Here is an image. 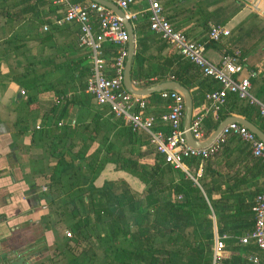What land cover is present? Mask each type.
I'll list each match as a JSON object with an SVG mask.
<instances>
[{"label": "trees", "instance_id": "16d2710c", "mask_svg": "<svg viewBox=\"0 0 264 264\" xmlns=\"http://www.w3.org/2000/svg\"><path fill=\"white\" fill-rule=\"evenodd\" d=\"M57 9L50 0H35L32 20L0 41L2 54H14L3 63L6 76L24 91L12 123L14 135L29 132V146L38 154L23 177L37 199L52 206L49 213L56 219L49 218L51 226L65 222L71 233L58 236L49 264H212L216 238L223 243L217 264H256L250 259L254 256L262 261L254 240L243 243L241 238L254 230L252 206L264 188V163L234 134L202 161L186 159L187 171L166 163L146 131H133L86 92L87 50L79 42L77 24H56L62 15ZM24 12L22 7L18 19ZM258 20L257 13L249 14L223 38L230 53L238 49L246 56L264 40ZM132 28L131 80L137 88L155 84L147 81L152 76L176 80L198 106L205 103L206 92L220 87L151 30L147 15L132 21ZM256 28L260 35L249 42ZM219 42L207 37L205 48ZM103 49L116 55L112 43ZM247 65L251 93L264 102V60ZM42 96L51 97L45 108ZM144 98L147 107L165 104L158 93ZM230 115L242 116L264 132L257 105L227 92L217 116L204 119L205 134ZM155 128L169 132L164 124ZM109 166L128 179H101Z\"/></svg>", "mask_w": 264, "mask_h": 264}, {"label": "built area", "instance_id": "2783aa9c", "mask_svg": "<svg viewBox=\"0 0 264 264\" xmlns=\"http://www.w3.org/2000/svg\"><path fill=\"white\" fill-rule=\"evenodd\" d=\"M62 11V16L56 24L75 23L78 25L79 42L88 53L90 75L87 79L86 92L92 95L97 105H107L116 117L124 119L133 131H146L150 136V143L161 154L164 161L173 168L186 170L185 161L197 158L200 161L216 153L226 137L234 134L246 142L254 157L264 163V142L247 126L238 122L226 124L219 135L207 146L194 147L188 144L184 136L183 118L185 99L183 93L174 89H164L158 92L160 99L166 101V110L153 114L147 112L144 96L127 91L123 85V70L127 55L128 33L121 18L106 5L94 0H50ZM115 3L130 22L139 16L147 15L149 27L161 38L167 41L174 51L197 65L202 73L219 83L218 89L205 93V106L192 118L189 131L196 141H204L203 121L208 115L217 116L218 110L225 102L227 92H233L238 97L257 105L259 113L264 117V102L251 93V73L247 70V58L238 49L230 53L227 47L223 50L217 63H210L204 56L205 43L188 38L184 33L176 30L166 18L160 0H141L146 6L139 13L129 11V6L136 0H108ZM97 23L95 31L93 23ZM47 29V26H44ZM230 35V30L223 24H210L207 37L218 42ZM116 45V55L107 59L103 44ZM110 69L109 74L106 69ZM148 82L159 83L156 76L147 79ZM134 85V83H133ZM135 86V85H134ZM136 87V86H135ZM24 94V91H20ZM74 121L72 122V124ZM158 124L167 125L168 134L156 129ZM39 122L35 127H38ZM44 190L45 187H42ZM252 211L255 214V226L252 233L241 238L246 243L253 239L263 253V260L257 257L250 259L256 264H264V188L254 198ZM70 237L71 233L65 230ZM223 243L215 239L213 248V263L223 255Z\"/></svg>", "mask_w": 264, "mask_h": 264}, {"label": "crops", "instance_id": "0c3cea01", "mask_svg": "<svg viewBox=\"0 0 264 264\" xmlns=\"http://www.w3.org/2000/svg\"><path fill=\"white\" fill-rule=\"evenodd\" d=\"M34 2L35 0H0V41L15 34L18 25H27L32 20ZM160 2L172 26L198 42L206 40L210 24H223L231 33L249 14L255 12L264 16V0H160ZM145 6V2L136 0L129 6V11L139 13ZM22 7L25 8V12L18 19V11ZM57 11L62 14L60 9ZM11 26L14 28H10ZM93 26L96 31L98 27L95 21ZM225 42L223 39L205 48L204 56L210 63L218 62L223 50L229 45V43L223 45ZM126 46L128 48V43ZM104 51L107 59L113 57ZM13 56V53L2 54L0 49V264H49L54 260L51 259L49 262V258L53 257L55 241L61 232L56 225L51 226L49 223L52 214L49 213L47 203L37 199V193L29 190L23 177V174L29 171L31 159L36 158L38 154L29 146V132L20 137L14 135L12 123L18 115L17 108L23 95L20 93L21 88L6 76L7 68L3 64L12 60ZM245 57L248 64V55ZM106 70L111 73L110 69ZM50 99L51 97L42 96L43 108L48 106L46 101ZM145 100L147 103V98ZM204 106L205 103L198 106L193 104L192 117ZM165 110L166 101L164 105L152 103L147 107V112L153 114ZM38 122L39 118L35 120V124ZM187 169L186 165L185 171ZM197 171L200 174V167Z\"/></svg>", "mask_w": 264, "mask_h": 264}, {"label": "water", "instance_id": "95a60500", "mask_svg": "<svg viewBox=\"0 0 264 264\" xmlns=\"http://www.w3.org/2000/svg\"><path fill=\"white\" fill-rule=\"evenodd\" d=\"M94 1L99 2L103 5H106L112 11H114L121 18L127 30L128 48H127V55H126L124 70H123V85L125 89L129 91L130 93H133L139 96H146L152 93H158L159 91L164 90V89H174V88L180 90L183 93L184 99H185L183 129H184L185 139L189 145L194 146V147H203V146L209 145L219 135L222 128L226 124L232 121L238 122V123H241L247 126L251 131H253L257 135L259 139H261L264 142V132L260 130L257 126L249 122L244 117L238 116V115H230V116L225 117L218 123L217 127L212 132H210V134L204 141H201V142L196 141L192 137L191 132L189 131V126H190V122L192 118L193 99L188 89L182 84H180L178 81L171 80V79L161 81L159 83H155L146 88L135 87L131 80V66H132V59H133V52H134V33H133L131 22L127 17H125L124 12L115 3L108 1V0H94Z\"/></svg>", "mask_w": 264, "mask_h": 264}, {"label": "rangeland", "instance_id": "374dc122", "mask_svg": "<svg viewBox=\"0 0 264 264\" xmlns=\"http://www.w3.org/2000/svg\"><path fill=\"white\" fill-rule=\"evenodd\" d=\"M256 25H258V27H261L264 25V16L260 15V20L256 21ZM260 32L261 31L257 30V28L255 30H253L252 31V37H250L249 42L254 41L260 35ZM247 55H248V65L247 66H250L256 62L264 60V40H262V42H260ZM247 69H248V67H247ZM144 88H146V87H144ZM119 177H126L128 179V175H126L125 173H122L121 171L114 170L110 166L107 167L103 172H101V179H111V178H119ZM133 184H135V186L138 188L142 187V185L138 181L133 180ZM51 208H52V206H49V209H51ZM50 217L53 219H56L55 215H53V214ZM65 224H66L65 222H58V224L56 222V224H55L59 228L61 235H66L65 230L70 231L66 227Z\"/></svg>", "mask_w": 264, "mask_h": 264}, {"label": "flooded vegetation", "instance_id": "af4514ba", "mask_svg": "<svg viewBox=\"0 0 264 264\" xmlns=\"http://www.w3.org/2000/svg\"><path fill=\"white\" fill-rule=\"evenodd\" d=\"M43 190V189H42ZM61 236V235H60Z\"/></svg>", "mask_w": 264, "mask_h": 264}]
</instances>
